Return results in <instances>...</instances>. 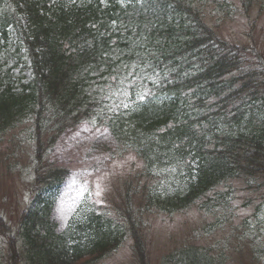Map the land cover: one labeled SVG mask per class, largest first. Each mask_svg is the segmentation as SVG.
Returning <instances> with one entry per match:
<instances>
[{"label": "trees", "instance_id": "16d2710c", "mask_svg": "<svg viewBox=\"0 0 264 264\" xmlns=\"http://www.w3.org/2000/svg\"><path fill=\"white\" fill-rule=\"evenodd\" d=\"M70 1L0 0V31L5 34L9 23L16 28L27 45L33 71V80L20 93L0 94V135L10 134L17 122L31 121L32 186L37 196L44 197L48 188L60 186L68 177L60 165L46 164L45 148L66 125L60 122L71 115L67 127L74 125L84 117L85 105L98 100L96 91L88 95L89 81L114 77L112 72L122 70L115 80L118 86L125 79L120 90L129 84L131 90L141 85L148 89L154 82L165 85L161 95L169 98L166 102L152 106L151 100L134 99L128 108L112 113L108 126L115 143L135 153L144 165L142 181L137 183L164 173L167 164L170 175L175 174L172 180L183 183L179 192L166 196L151 194L146 183L123 184L119 191L121 201L126 200L122 213L134 238L136 263L146 264L136 231L143 221L136 214L151 209L176 212L235 180L253 193L264 188V105L255 104L263 100L256 96L264 83L258 74L238 68L236 59L225 60L222 51L210 44L212 34L200 25L198 12L190 9L201 8L206 0H149L142 9L146 19L138 21L130 20L125 9L101 6L96 0H82L83 5L69 8ZM19 15L28 23L27 33L20 27ZM94 28L100 30L91 33ZM132 95L120 92L117 100L129 101ZM235 101H239L236 108H227ZM53 118L56 128L46 127ZM211 142L213 147L208 148ZM137 194L141 206L134 210L132 199ZM42 201L45 206L18 223L25 246L16 252L9 240L6 253L13 262L16 257L21 264H94L116 248L118 231L92 208L90 217L85 213L81 218L85 225L80 231L63 233L74 238L72 243L55 235L48 228L49 202ZM42 219L47 226L44 235L34 229ZM5 226L9 228L0 218L1 232L8 230ZM177 255L186 263L196 256L191 251Z\"/></svg>", "mask_w": 264, "mask_h": 264}, {"label": "rangeland", "instance_id": "374dc122", "mask_svg": "<svg viewBox=\"0 0 264 264\" xmlns=\"http://www.w3.org/2000/svg\"><path fill=\"white\" fill-rule=\"evenodd\" d=\"M231 2L228 6L230 15L213 14L215 4H210L207 11H204L203 21L214 29L215 37L217 34L222 39L239 45L240 55L244 57H250L249 47L255 46L258 61H255L254 66H259V61L264 60V9L255 6L245 17L238 9V1ZM7 43L12 42L9 40ZM8 50L5 46L0 51V64H5L1 73L10 65L7 62ZM26 66L27 63L20 72L12 71L15 76L21 77L22 82L29 79ZM261 69L262 67L259 70ZM88 117L92 118L91 112ZM23 127L25 124L17 128L13 137L14 144L18 146L16 150L9 145L11 136L0 139V216L12 226L17 224L21 213L29 206L34 191L30 182L34 163L31 154L33 148L26 141L28 133L23 132ZM114 152V144L110 142L106 130L97 125L96 120L71 126L58 135L57 144L49 148L45 162L48 165H61L68 170L67 180L55 193L52 204L51 218L56 221L59 231L86 201L85 198L74 213H66V218H61L58 212L59 201L73 173H81L80 179L88 180L93 193L96 191V183L100 184L102 195H93L90 200L95 210L111 213L113 209H117L114 203L121 204L120 189L123 184L136 178L141 167L136 168L137 160L132 153L112 155ZM10 165L15 168L9 175L6 168ZM88 172H91L90 176L87 175ZM261 180L262 176L258 183ZM232 184L231 210L228 212L204 213L188 208L171 214L157 209L141 216L136 214L135 218H142L144 223L139 231L146 244V264L147 260L149 264H264V206L262 208L260 205L264 199V188L254 194L239 182ZM176 185V182L160 181L159 190L164 187L169 191ZM98 200L101 202L97 203ZM206 200L215 203L214 193L208 194L204 198ZM248 200H251L250 204L245 205ZM140 201V195L137 194L132 200L134 210L138 209ZM2 249L0 238V251ZM181 251H191L196 256L186 263L177 255ZM183 256L186 258L185 253ZM2 259L3 254L0 255V264ZM223 259H226L225 262ZM102 264H137L131 255L129 240L124 239Z\"/></svg>", "mask_w": 264, "mask_h": 264}, {"label": "snow or ice", "instance_id": "6c2138e0", "mask_svg": "<svg viewBox=\"0 0 264 264\" xmlns=\"http://www.w3.org/2000/svg\"><path fill=\"white\" fill-rule=\"evenodd\" d=\"M123 3V0H121ZM133 88L132 84L128 85V88L123 91V95L125 97L130 96V90ZM151 93L148 91H143V92H136V97L137 101L139 103H144L146 98L150 95ZM123 106L125 108L129 107L128 103H124ZM88 176L91 175V172L87 173ZM82 176L81 173H73L71 177L68 179L66 183V187L64 190L63 196L60 198L59 201V207H58V212L61 216V218H66V213L67 214H72L74 213L79 204L85 200V198L91 199L93 195L96 197H100L102 195V189L100 184L97 182L96 183V191L93 193L91 189L89 188L88 185V180L87 179H80ZM101 201H97V203H100Z\"/></svg>", "mask_w": 264, "mask_h": 264}]
</instances>
